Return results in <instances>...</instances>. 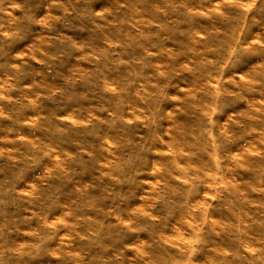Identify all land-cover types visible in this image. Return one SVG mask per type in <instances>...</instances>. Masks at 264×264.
<instances>
[{"label": "rangeland", "instance_id": "rangeland-1", "mask_svg": "<svg viewBox=\"0 0 264 264\" xmlns=\"http://www.w3.org/2000/svg\"><path fill=\"white\" fill-rule=\"evenodd\" d=\"M0 264H264V0H0Z\"/></svg>", "mask_w": 264, "mask_h": 264}]
</instances>
